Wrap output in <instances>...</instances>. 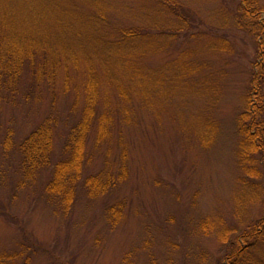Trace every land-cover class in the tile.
I'll return each instance as SVG.
<instances>
[{"label": "rangeland", "instance_id": "obj_1", "mask_svg": "<svg viewBox=\"0 0 264 264\" xmlns=\"http://www.w3.org/2000/svg\"><path fill=\"white\" fill-rule=\"evenodd\" d=\"M240 2L28 3L22 16L31 29H45L50 50L63 42L68 59L54 94L44 90L22 105L0 91L7 264H223L247 245L239 237L264 220V159L239 126L249 101L264 122V80L259 101L249 87L264 65V12L244 16ZM132 30L140 36L123 41L121 31ZM90 78L98 96L87 135L82 117L76 123ZM49 117L50 165L25 179L16 147ZM250 258L264 262V246Z\"/></svg>", "mask_w": 264, "mask_h": 264}, {"label": "trees", "instance_id": "obj_2", "mask_svg": "<svg viewBox=\"0 0 264 264\" xmlns=\"http://www.w3.org/2000/svg\"><path fill=\"white\" fill-rule=\"evenodd\" d=\"M240 1L239 7L244 16L253 17L258 15V17H260L262 12H264V6L259 5V0ZM28 3H31V0H0V79L2 78L0 81V91L6 89V91L9 92L7 97L9 99L12 97L13 100L18 99L22 105H25V102H29L38 96L39 93L42 94L44 90L50 94H54V92H56L57 75L61 69H67L66 59H68V57L65 59V54L61 55V53L64 52L63 50H65L63 42L61 43L62 49L50 50L51 47L49 46V42L52 38L50 39L48 37L49 34L44 35L43 32H45V29H43V31L40 30V33L34 32L35 27L32 21L25 20L26 17L22 16L26 13ZM173 7L178 8V10H180L178 13L180 14L182 11V15L186 12L180 4L173 5ZM186 15L187 13L183 18H185ZM60 21H62L61 18L57 17L56 22L60 23ZM28 22L29 25L27 24ZM256 24H259L258 21ZM27 25L29 26L28 31L26 30ZM30 26L34 28L31 29ZM61 28L65 30L64 26H61ZM260 32L264 37V22L260 27ZM121 36L123 41H129L134 38L136 39L140 36V33L137 30L121 31ZM55 47H57V45ZM257 52L264 57V44L261 42L257 43ZM36 60L38 61L36 62ZM66 74L67 71H65L64 76H66ZM24 76L28 85L19 87L18 81L23 79ZM67 77L68 76H66V78ZM263 80L264 65L252 71L249 79L251 93L256 97L257 101H259V98H262ZM86 85L84 89L85 103L80 111V119L76 124L78 125V123L83 121L84 127L82 131L87 132L88 135L92 128V125L89 123L92 117L87 118L86 115L93 113L98 92L97 86L92 78L88 79ZM1 102L2 97L0 95V108L2 106ZM255 106L256 104L250 101L248 102L247 110L241 112V124L239 127L249 149H251L253 153H257L259 156L261 155L264 159V141L261 138L262 130H264V122L259 120V117L256 115ZM50 118L51 117L44 119L42 123L32 129L27 136L21 140L18 147H16L21 159L19 168L24 171L23 174L25 179L50 165V153L53 142V123ZM75 128H71L73 132ZM102 131L104 130L102 129ZM68 132L69 131H67V134ZM84 132L75 133V150L81 145L80 141L85 135ZM71 134L70 130L69 139ZM243 150L245 153L246 150ZM80 152L83 155V151L81 150ZM66 194H68V190ZM0 214L5 216V213ZM4 221L7 222V219H4ZM10 222L13 221L11 220L9 223ZM239 238L247 245L244 248L235 247L233 250L226 253L223 256L222 263L256 264L250 258V255L253 253V249L259 244L264 246V220L258 222L251 231L244 233ZM240 239L238 241L239 243ZM239 243H237V245ZM8 260H11V258L9 259L4 257V255H0V264H7L6 261ZM10 264L15 263L11 262ZM21 264H28L27 259ZM261 264H264V262L262 261Z\"/></svg>", "mask_w": 264, "mask_h": 264}]
</instances>
